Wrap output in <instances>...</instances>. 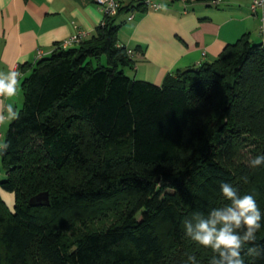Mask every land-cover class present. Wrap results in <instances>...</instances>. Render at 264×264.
Listing matches in <instances>:
<instances>
[{"label": "trees", "instance_id": "obj_1", "mask_svg": "<svg viewBox=\"0 0 264 264\" xmlns=\"http://www.w3.org/2000/svg\"><path fill=\"white\" fill-rule=\"evenodd\" d=\"M134 3L91 38L20 65L30 71L3 138L0 190L15 204L0 194V264H33V254L40 264H184L188 254L208 264L213 253L185 236L184 221L226 203L221 182L254 195L264 214V168L235 160L241 147L264 153L263 42L244 35L161 85L131 78L118 17L144 6ZM44 191L50 205L31 206ZM124 206L107 226L72 239L64 230ZM245 259L264 264V255Z\"/></svg>", "mask_w": 264, "mask_h": 264}, {"label": "crops", "instance_id": "obj_2", "mask_svg": "<svg viewBox=\"0 0 264 264\" xmlns=\"http://www.w3.org/2000/svg\"><path fill=\"white\" fill-rule=\"evenodd\" d=\"M155 1L162 5L158 10L142 6L118 17V43L135 51L134 68L126 70L131 78L161 85L179 70L216 59L244 35L263 42L251 0ZM103 19L94 0H0V73L21 72L18 95L0 98V117L6 119L9 104L17 110L24 97L22 81L30 70L20 65L35 63L39 51L48 56L78 31L91 38Z\"/></svg>", "mask_w": 264, "mask_h": 264}, {"label": "clouds", "instance_id": "obj_3", "mask_svg": "<svg viewBox=\"0 0 264 264\" xmlns=\"http://www.w3.org/2000/svg\"><path fill=\"white\" fill-rule=\"evenodd\" d=\"M21 73L9 71L0 73V95L15 97ZM7 118L18 119L15 106H7ZM4 117H0V120ZM9 144L0 142V152L8 149ZM250 169L264 168V153L248 161ZM245 183L248 177H242ZM219 191L226 201L223 206L213 207L206 214L197 213L184 221V234L195 244L213 253L208 264H246L245 256L264 255V248L256 245L257 233L264 227V214L252 194H241L231 183L221 182ZM184 264H199L197 257L188 254Z\"/></svg>", "mask_w": 264, "mask_h": 264}, {"label": "rangeland", "instance_id": "obj_4", "mask_svg": "<svg viewBox=\"0 0 264 264\" xmlns=\"http://www.w3.org/2000/svg\"><path fill=\"white\" fill-rule=\"evenodd\" d=\"M104 62V61H103ZM128 69V68H127ZM126 69V70H127ZM23 100H24V97H22L21 101L18 103V107H17V111L20 110L23 106ZM6 119H4V123H3V131L4 133L6 134L8 128H9V125L11 123V121L13 119H9L7 118L8 116V113L6 111ZM255 155H254V152L252 151V148L251 147H241L237 154H236V163L237 164H244L248 167V161L253 158ZM0 177L2 179H4L6 177V173L5 171L2 169V156L0 154ZM241 193V192H240ZM0 194L2 196V198L4 199L6 205L8 206V208L10 210H13L14 209V204H15V195L13 193H6L5 191H3L2 189L0 190ZM114 203H111V205L113 206ZM126 210V207H122V209H119L118 211H115L113 213H108V214H105L101 217H98L96 220L92 221H87L86 223L85 222H82V221H79V220H73V221H70L65 227H64V230L67 234V236L72 239L74 236L76 235H79L81 234L82 232L90 229V228H99V227H103V226H107L111 223V221L114 219H118ZM32 263L33 264H40V263H43L40 259H39V256H36V254H33L32 256Z\"/></svg>", "mask_w": 264, "mask_h": 264}, {"label": "built area", "instance_id": "obj_5", "mask_svg": "<svg viewBox=\"0 0 264 264\" xmlns=\"http://www.w3.org/2000/svg\"><path fill=\"white\" fill-rule=\"evenodd\" d=\"M97 5L100 7L104 14V18L106 16H114L118 13L119 8L122 4L127 0H94ZM136 2H142L143 5L147 9L158 10L162 7V5L155 0H133ZM187 1V0H185ZM250 10L251 12L259 18V34L262 37V41L264 44V0H251L250 3ZM133 18V15L130 16V19ZM103 22V21H102ZM84 34L81 32L74 33L71 37L61 42V46L64 48L70 47L83 39ZM122 46V45H121ZM127 49V53L133 57L135 55V51L133 49ZM42 52L39 51L36 55L38 59L42 57ZM14 71H19V68H16ZM21 73V72H20ZM6 96L0 95V98H4ZM2 134L0 133V142L2 141Z\"/></svg>", "mask_w": 264, "mask_h": 264}, {"label": "water", "instance_id": "obj_6", "mask_svg": "<svg viewBox=\"0 0 264 264\" xmlns=\"http://www.w3.org/2000/svg\"><path fill=\"white\" fill-rule=\"evenodd\" d=\"M4 152H0L2 155ZM29 203L31 206H49L50 198L49 192L44 191L30 198Z\"/></svg>", "mask_w": 264, "mask_h": 264}]
</instances>
